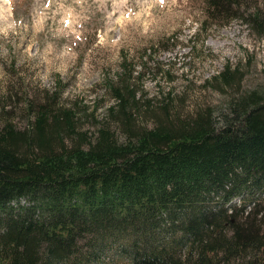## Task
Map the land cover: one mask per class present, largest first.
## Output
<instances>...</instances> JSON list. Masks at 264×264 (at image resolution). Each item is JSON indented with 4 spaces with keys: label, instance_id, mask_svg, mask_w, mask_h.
Returning a JSON list of instances; mask_svg holds the SVG:
<instances>
[{
    "label": "trees",
    "instance_id": "trees-1",
    "mask_svg": "<svg viewBox=\"0 0 264 264\" xmlns=\"http://www.w3.org/2000/svg\"><path fill=\"white\" fill-rule=\"evenodd\" d=\"M233 4L208 0L209 19ZM237 72L213 80L232 89ZM112 92L126 143L105 126L89 139L50 105L24 131L0 126V264H264V92L237 90L219 131L210 110L181 119L169 103L165 122L137 127L134 91Z\"/></svg>",
    "mask_w": 264,
    "mask_h": 264
},
{
    "label": "clouds",
    "instance_id": "clouds-1",
    "mask_svg": "<svg viewBox=\"0 0 264 264\" xmlns=\"http://www.w3.org/2000/svg\"><path fill=\"white\" fill-rule=\"evenodd\" d=\"M204 8L194 0H0V97H8L9 86L15 88L18 78L26 90L31 88L29 99L36 91L51 95L58 91L59 78L68 87L60 92L57 107L72 109L80 100L81 107L86 105L91 112L96 101L102 100L96 119L110 121L109 109L119 112L121 101L111 94L108 83L119 86L127 63L131 66L128 87L141 104L151 101L157 109L170 95V111L173 115L179 112L181 119L211 109L213 127L219 131L226 127L224 117L233 118L232 100L239 94L227 86L224 91L214 88L213 78L225 69L235 72L239 66L245 70L242 90L264 84V35L245 23L257 9L264 11V0H256L246 11L245 4H240L243 19L234 16L207 28L209 17ZM13 61L16 76L8 70ZM146 110L132 111L137 125L152 131L158 125L144 119ZM84 116L76 113L77 119ZM36 119L32 113L18 124V130L28 128V121L34 125ZM84 127L95 130L90 123ZM127 139L121 132L117 143ZM64 142L71 147L67 137ZM234 201L238 207L242 203L238 198ZM10 203L16 206L15 201ZM20 204L27 206V201L21 197ZM6 231L0 229V234ZM227 234L230 238L235 232ZM252 258L249 255L246 260ZM235 264L242 262L237 258Z\"/></svg>",
    "mask_w": 264,
    "mask_h": 264
},
{
    "label": "rangeland",
    "instance_id": "rangeland-1",
    "mask_svg": "<svg viewBox=\"0 0 264 264\" xmlns=\"http://www.w3.org/2000/svg\"><path fill=\"white\" fill-rule=\"evenodd\" d=\"M207 1L208 0H194L195 3L197 4H202L205 6L204 10L205 12L208 14L207 12ZM240 3L245 4V11L247 10V7L251 6V4H255L256 0H251V3H249V0H239ZM258 13V18H255V16H252L250 18H246L245 19V23H247V21H251L250 25L253 28V31H255L258 35H264V11H261L260 9H257L256 14ZM234 16H239L242 19L244 18V13H242L239 8H236L235 11L232 14ZM228 18H225V20H220V18H216V20H206L205 21V28H207V26L210 23H215V22H226ZM211 26V25H209ZM162 47L165 48V50H167V45L166 44H162ZM153 51H155V49H153ZM123 55V53H122ZM143 55V53L141 54ZM149 59H151V57H149ZM252 60L251 58H249L248 64L249 66L251 65ZM123 67L127 70L126 71V75L121 77V81L119 86H113L111 84V82L108 83V87L111 89V94H113L112 89L113 88H122L124 85H127V81H128V75H130L131 73V66L127 63H125L123 65ZM13 76H16V67H15V61L12 62V66L8 69ZM159 71V69H158ZM237 74L234 77V81L236 82L234 85V87L231 89L232 93L237 92V90L239 92H246V91H252L251 89H249L247 86H245L242 90V85H241V81L244 78L245 75V70L244 69H240L239 66H237ZM74 79V77H73ZM169 79H172L171 76H169ZM211 85L214 88H218L220 89L221 84L220 83H216V81L212 80L211 81ZM58 91L49 95V93L47 91H45L43 94H41L40 92L36 91L34 98L29 99V91H32L30 87L27 88L26 90V86L23 83L22 78H18L17 79V85L15 88H13L11 85L9 86V95L8 97L5 99L3 97H0V126L5 122V121H10L12 123H14L17 127L18 124L22 121H25L32 113H35L37 110L36 108L41 106V105H46L50 107H54L56 109H62V110H70L72 111L74 114L78 113V112H83L85 113V116L83 118V120H79V127L78 131H81L82 133H84L86 135V137H88L89 139L93 137V135L97 132L98 128L105 126L110 128L112 131H115L117 136L120 135L121 131L123 130V126H122V117L121 116H115V115H110V121H116L118 122L117 124H111L110 121H99L96 119V110L99 109L100 105L103 103L102 100H97L96 101V105L95 108L93 110H91V112L89 111L88 106H84L81 107L82 101L77 100L74 104L72 109H65L63 107H57V103L60 97V92L64 89L68 87V84H61L59 82V78H57V85H56ZM101 87L100 85H96V88ZM221 90V89H220ZM255 90L264 92V84H260L258 86L255 87ZM95 91V89H93V92ZM223 91V90H221ZM170 105V108H172V104H171V99L169 98L168 102ZM181 105L183 104V100L180 101ZM27 105V107H24L23 105ZM8 106H11V110H8ZM140 107V109H139ZM139 107H138V114L141 113V109L145 108L147 109L146 111L143 112V116L145 120L148 119H153L156 121V124H158L159 122H165L166 121V117L165 115L161 112L160 108L157 109H153L152 107V102L151 101H146L144 104L139 103ZM110 110V109H109ZM211 111V109H208ZM201 111H205V110H201ZM199 111V112H201ZM198 112V113H199ZM110 113V112H109ZM117 113V112H116ZM170 115L174 116L172 114V112L170 113ZM175 115H179L180 113L177 112L175 113ZM193 116H188L187 118H191ZM168 118L170 119L171 117L168 115ZM185 118V119H187ZM30 121H28L29 124ZM136 122H137V118H136ZM91 124L93 125L94 129L88 128L85 129V124ZM134 123V122H133ZM97 125H99V127H96ZM137 125V123H136ZM137 127H139L137 125Z\"/></svg>",
    "mask_w": 264,
    "mask_h": 264
}]
</instances>
